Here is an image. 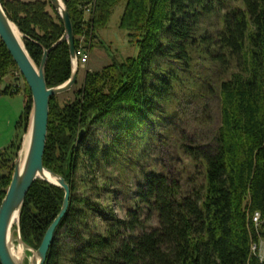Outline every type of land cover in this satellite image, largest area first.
Returning <instances> with one entry per match:
<instances>
[{"label": "trees", "instance_id": "16d2710c", "mask_svg": "<svg viewBox=\"0 0 264 264\" xmlns=\"http://www.w3.org/2000/svg\"><path fill=\"white\" fill-rule=\"evenodd\" d=\"M63 1L75 48L84 35L91 49L120 0ZM0 2L38 66L43 49L63 34L61 18L48 0ZM119 27L134 39L136 55L85 70L70 101L49 97L42 161L69 183L70 198L44 264H264L249 248L256 238L249 221L255 210L264 235V0H125ZM15 69L0 40V94L20 91L11 83L1 87ZM70 73L62 41L47 55V86L62 84ZM22 92L20 134L31 107L25 81ZM92 126L104 128L101 138L87 132ZM20 140L16 136L0 151V202ZM149 147L173 158L182 154V166L143 169L126 215L111 212L102 229L93 228L89 218L99 211L77 193L78 186H93L81 172L101 168L99 184L108 183L107 162L124 173ZM62 197L59 187L33 181L19 214L26 244L39 246ZM151 216L156 224L149 226Z\"/></svg>", "mask_w": 264, "mask_h": 264}, {"label": "water", "instance_id": "95a60500", "mask_svg": "<svg viewBox=\"0 0 264 264\" xmlns=\"http://www.w3.org/2000/svg\"><path fill=\"white\" fill-rule=\"evenodd\" d=\"M51 8L59 15L63 23V34L49 48H44L39 65L29 56L23 43V35L18 27L9 19L0 2V40L10 53L20 75L27 84L31 95V107L27 132L22 136V145L13 160V171L9 185L0 202V264H24L17 260L12 251L11 227L17 231V243L29 249L28 264H44L51 245L55 229L65 215L70 198V185L65 178L43 165V153L47 135L49 97L71 89L77 80L78 62L75 53L74 35L68 9L63 0H48ZM20 34V36H19ZM62 41L68 45L71 62L69 78L60 85L48 87L45 81V64L49 51ZM85 129L78 132V141L84 135ZM29 136L24 158L21 154L26 136ZM67 173V169H66ZM53 180H52V179ZM41 179L59 187L63 191L60 209L48 225L39 246L34 249L26 244L19 230V214L25 195L34 180ZM16 219V222L13 221Z\"/></svg>", "mask_w": 264, "mask_h": 264}, {"label": "rangeland", "instance_id": "374dc122", "mask_svg": "<svg viewBox=\"0 0 264 264\" xmlns=\"http://www.w3.org/2000/svg\"><path fill=\"white\" fill-rule=\"evenodd\" d=\"M125 0H120L113 8L107 24L96 31V38L92 42V47L89 49L88 61L83 66H78L77 80L70 90L60 93L57 96L61 103H65L74 98V91L81 85L83 74L85 70H99L102 66L110 63L111 61H121L127 56H134L138 51L134 39L128 37L127 31L119 27V19L124 8ZM47 10L52 13L51 8L48 6ZM84 39V38H82ZM11 83L17 85L20 91L13 95L0 94V151L10 145L16 139V136H21L19 148L12 157H16L17 152L22 145V136L20 130L16 128V121L22 112L24 106V94L22 89L24 87L23 77L17 69L9 72L2 81L1 87ZM28 126V125H27ZM104 128L97 130L96 126H92L87 132L92 136L101 138ZM184 159L182 154L168 155L166 151H158L157 148L147 149L139 158L136 166L125 165V172L121 173L118 165H113L112 162L106 163V169L109 170L112 179L108 183L99 184L104 177H101V168L98 170L92 169L90 172L84 170L81 172L85 177L86 182L89 180L93 186H86L82 188L78 186V194H86L91 198L95 212L93 219L89 218V223L93 228L102 229L104 222L103 218L108 217L110 213H114L119 217H124L126 211L133 205L130 194L137 189L138 183L141 180V171L145 170H160L161 166L170 163V168H180L182 165L180 161ZM12 160V164H13ZM188 163V162H187ZM187 171L194 173L191 164H188ZM139 173V174H138ZM89 181V182H90ZM100 187L94 185L95 183ZM95 186V187H94ZM100 203V204H99ZM99 215V217L97 216ZM147 214V210L142 211V216ZM97 216V217H96ZM148 225L156 224L154 216H151ZM16 225L11 227L12 243H17L15 231ZM29 249L25 247V262L28 264V257L30 256Z\"/></svg>", "mask_w": 264, "mask_h": 264}, {"label": "built area", "instance_id": "2783aa9c", "mask_svg": "<svg viewBox=\"0 0 264 264\" xmlns=\"http://www.w3.org/2000/svg\"><path fill=\"white\" fill-rule=\"evenodd\" d=\"M91 2L84 5V15L87 16L91 10ZM84 38V39H82ZM78 46L75 48V53L77 55L78 66H83L89 58V48L88 45L90 41H87L84 35L78 37ZM249 221L251 227L255 232V239H252L250 242V254L256 257L259 262L264 261V235L261 234V224L263 219L259 211L255 210L249 215Z\"/></svg>", "mask_w": 264, "mask_h": 264}, {"label": "bare ground", "instance_id": "6f19581e", "mask_svg": "<svg viewBox=\"0 0 264 264\" xmlns=\"http://www.w3.org/2000/svg\"><path fill=\"white\" fill-rule=\"evenodd\" d=\"M20 36V34H19ZM28 141H29V136L27 135L25 138V142H24V146H23V150H22V154H21V160L24 158V155L26 153L27 150V146H28ZM52 179V178H51ZM53 180V179H52ZM16 222V219L13 221V223ZM12 248L11 251L14 255V257L19 260L22 261L23 263L25 262V247L22 244L19 243H12ZM29 259V257H28Z\"/></svg>", "mask_w": 264, "mask_h": 264}, {"label": "crops", "instance_id": "0c3cea01", "mask_svg": "<svg viewBox=\"0 0 264 264\" xmlns=\"http://www.w3.org/2000/svg\"><path fill=\"white\" fill-rule=\"evenodd\" d=\"M84 75V74H83Z\"/></svg>", "mask_w": 264, "mask_h": 264}]
</instances>
